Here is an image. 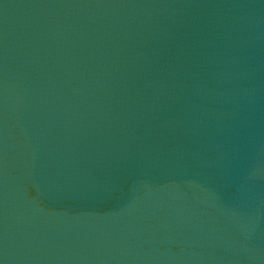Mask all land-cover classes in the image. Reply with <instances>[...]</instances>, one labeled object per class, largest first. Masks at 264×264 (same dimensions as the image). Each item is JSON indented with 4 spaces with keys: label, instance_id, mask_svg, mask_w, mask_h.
<instances>
[{
    "label": "water",
    "instance_id": "95a60500",
    "mask_svg": "<svg viewBox=\"0 0 264 264\" xmlns=\"http://www.w3.org/2000/svg\"><path fill=\"white\" fill-rule=\"evenodd\" d=\"M0 264H264V0H0Z\"/></svg>",
    "mask_w": 264,
    "mask_h": 264
}]
</instances>
